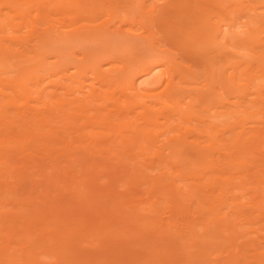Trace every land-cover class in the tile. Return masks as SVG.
<instances>
[{"label": "rangeland", "instance_id": "1", "mask_svg": "<svg viewBox=\"0 0 264 264\" xmlns=\"http://www.w3.org/2000/svg\"><path fill=\"white\" fill-rule=\"evenodd\" d=\"M4 1L5 0H3V3ZM14 1H15L14 3L15 5L16 3L18 4V2L21 3L18 4L19 6L21 5L20 7L17 6L18 8L16 9L17 12L13 10H10L13 11L12 13L10 11L6 12V10H9V8L7 7L10 5L7 2L4 3V4H8L7 7H5V5L3 6L2 4V8L3 7L5 8V10L3 8V13L5 14L9 13L8 19L11 20L9 23L10 26L8 24L6 25L4 24L6 26L5 30H2L4 28L2 29L0 28V31L1 30L3 31V33L2 31L0 32L2 33L0 34L1 35L0 38L1 37L3 38L1 39L3 40L2 44H4L5 42L4 45L7 48L10 47L11 44L10 43L6 46L7 41L8 40L12 41L13 45L11 44V50L13 49L12 51L15 50L14 52L16 53L18 52V54L20 53L18 57L21 54H23L21 53V49L23 50V48H25L28 52L25 53V55H23L24 57L22 56L21 58H18L17 54L11 52V54L13 53V55H9V57L11 56L12 60L9 59L10 60L9 61L8 58L5 59L7 63L5 62L4 66L0 67V150L6 152V153L4 152V155H2L0 152V155H2L1 156L2 158L4 156V158L6 157L7 159L8 154H11L9 153V151L13 149L12 150L13 155L17 156L19 154L17 158L20 159L24 158L23 160L25 162V160L29 157V154L31 155L30 151L32 150V154L33 155L35 154V156L32 157L31 155L32 159L29 158L28 159L31 161L32 164L36 160L35 166L37 167V169L41 168L40 171L42 174L40 173L39 169L36 170L38 172L37 173L35 171L36 167L35 168L32 167L34 166V164L32 165L29 161H28L29 163L27 164L31 165V167L30 166L27 167V164L25 162L26 165L24 164L23 165L24 167L26 166L27 168L24 170V167L21 165L23 167V169L21 167V171L23 170L21 173H24L25 175L23 176V174L21 173L20 174L25 179H23L20 176L22 180L21 179L19 180L21 181L25 180L27 183V184L25 183L26 184L25 187H27V185L30 184L31 188L30 187L29 188L31 190L33 189V191H31L27 187L28 190H26L27 192L25 191L26 194H24V191L21 190L20 187H19L20 189L18 190V186L15 185L16 183L14 184V186H16L17 188L14 189L13 183L16 181L17 179L16 177H14L15 178L14 182L11 179H9V180H4V183L2 181L3 178H1L0 184L2 185H0V187L3 186V189L2 190L0 189V191L4 193H2V195L0 193L1 195L0 219L1 217H3V219L0 220L1 223L0 224V264H264V165H262L264 164V156H263L264 144H262L264 142V136H261L264 133L263 131L264 120H262L264 118V113H263L264 112V107H263L264 62L262 63V61L264 60V14H263L264 0H234V3L232 2V0H230V2H228L229 0H225L227 1L226 3H224L225 2L224 0L223 1L208 0L207 2H212L209 4L210 5L212 4L215 7L213 9H212V5L210 6L209 4H208L209 6L206 7L207 3L206 2L203 3L204 0H198V1L194 0L195 2L198 3L195 4L198 7L201 6V5L199 6V4L204 5L203 8L205 10L202 13H204L207 10H209V12L212 13V17L209 16L210 13L208 14V12L207 13L205 12L207 16L201 13L202 14L201 17L204 18L206 16L207 18V20L206 18H204L205 20H203V22L204 23L206 21L210 22L211 19L210 22L211 25L212 23L217 24V23H222L223 21L226 22L225 17L227 16L225 15L224 12H227V10L229 13L233 12V16L230 15L232 17L236 16L234 15L235 14L234 10L236 12H242V13L244 12L245 14H249L251 15V17L253 16L255 20L254 25L255 26L257 25L256 27H254V29H256L255 31L257 32V35L254 34L255 37L254 36L249 37V39H247L248 42L245 43V45L247 46L246 48L249 47L246 50L248 51L250 50V52L246 50L238 51L239 53L227 51L228 53L227 54L224 53V55H222L223 54L222 51L220 53L214 52L216 55H214V53H210L211 51L213 52L212 49L218 50L221 46L220 43L221 41H219L220 39H218L220 45L213 44V42L209 43L211 42L209 40L212 39L210 38L212 36L211 31L210 33H208L211 35L207 37L208 39L203 38V36H202L203 39H199V37L201 36H198L199 31L197 32V29L199 28L198 30H200V28L202 29L203 26L202 21L199 20L202 24L198 21V19L200 18L199 15L200 12L198 13V16L196 15V17H198L197 19L193 17L195 22L194 28H196L195 32L197 33H194L192 27H191L192 31H190L191 29L189 27L186 28V25L191 23L190 19H188V16L191 15L195 16V14L198 12L196 10L197 8L195 9L193 5L194 4L193 0H185V2L187 3L186 5L185 2H183V0L180 1H182L184 5H182V2L177 3L178 0L176 1L171 0V2H168L169 1L168 0L167 1L168 3L164 0L158 1L160 5H164L165 7L163 6L164 9L163 7H156L157 9L160 8L157 11L156 8L153 9V6L150 2H145L144 4L145 6L144 8L142 6V9L137 4V7L139 6V8L136 9L135 6L132 5L133 3L132 0H130L131 6L128 5L127 7L124 6L125 4H128L126 2L127 0H124L125 1L124 4L122 3L124 1L121 2V0H119L120 1L119 2L118 0H114L115 2L113 3L112 0V2H109L110 5L113 3L112 6H114L111 12L112 15H110L107 18L105 17L103 19L109 18L110 20L108 26H110L111 29L113 28L116 30L118 29V31L117 33L112 32L113 35L111 34V32H109V34H111V37H106V38L101 37L102 35L98 37L99 33H88V34L86 33L89 32L88 30L90 29L89 27L95 25L94 23L88 20L89 18L86 17L87 14L80 12H78L77 14L73 13L70 15L64 13L51 14L49 12L50 10L49 6H47L49 9L41 8L42 6L40 7L39 4L33 3L32 0H31L32 2H30L29 0H18V1L13 0L12 2ZM117 1L119 3V6ZM136 1L138 0H135V2ZM164 2H166L167 5L164 4ZM138 3L140 2L138 1ZM171 3L172 4L175 3V4L172 5ZM236 3H238L237 5L240 7L239 9H241L240 11L237 8L238 6L236 5ZM225 4L227 5L226 8H225L226 6ZM239 4H241V6ZM167 6L170 8V10L169 8L168 9L166 8ZM182 6H186V7L183 8ZM10 7L11 9L13 8L12 6ZM246 7L247 9L244 10ZM224 8L226 9V11H224ZM230 8L231 10L233 9L234 10L231 11ZM162 9L164 11L161 12ZM247 10H249V12H247ZM0 11H2V9ZM168 11H170V13H168ZM257 13L259 14L257 15ZM5 14H0L1 15L0 19L2 18V15L5 16ZM44 19H48V20L51 19V21L54 20V23L56 27H58V30L55 31L53 30L52 32L51 31L48 32L46 35L49 37L46 36L47 37L46 42H44V44H41L39 51L33 50L31 52L30 49H32L31 48L32 45L35 44L36 46L37 43L36 36H39L38 38H41L42 33L39 35L37 31L31 33L29 30H31L32 25H33L32 27H35V29L38 28L39 29V30L37 29L38 31L44 30L47 27V25L43 23ZM258 20L259 23L257 22ZM178 24L180 27L178 26ZM12 25L13 26L16 25L15 27L17 29L16 30L17 32L14 31L12 33V30L15 29V27L14 29H12L13 28ZM181 27H183L184 31H186L185 32L186 35H183V31L181 30L182 29ZM237 28H238L237 26L234 27L232 31L236 30L237 33L241 32L242 29L244 31V28H240V29ZM10 29L12 30L10 31ZM19 29L22 30V32H20ZM6 30H7L6 32L7 34H5ZM70 31H80V32L84 31L85 33L82 36H80V38L73 37L74 39H72L71 37L70 40H68V38L65 39L66 33ZM114 34L116 36L118 35L121 39L119 37L116 38V36L114 37ZM139 34L141 35L140 38L142 39L139 41L141 42V44L139 46H138V42L137 44L136 42L132 44L133 41L135 40V38L132 37L136 36L138 39L137 35ZM237 35L239 37L242 36V32L241 34L240 33L235 34V37H237ZM7 36L8 38H6ZM129 37L130 40L131 38L134 39L130 41V45L128 44V42H126L127 41L126 39H128ZM18 38L19 40L21 39L24 40L23 41L24 47L22 46L23 48L19 46L20 43L22 44V40L19 42ZM205 39L207 40V42ZM200 40H202L205 43L199 42ZM39 43L40 41H38L37 45H39ZM199 43H201V45ZM207 43L211 45L208 47V49H206L208 51V54L210 53L209 55L207 54V51L203 48V46L207 48L208 46ZM214 43H218L217 40H214ZM189 45L191 46L192 49L195 48L196 52H198L197 49L199 50V48L200 49L202 48V51L206 55L202 53L203 56L202 55L201 56L202 58L206 56L207 60L211 58L212 60L210 59L211 61L210 62L208 61L210 64L206 62L205 60L206 57L203 60L202 58H200L201 59L200 60L199 59L200 55L198 56L199 53L193 52V54L192 53L190 54L191 50H188V47L190 48ZM17 48L18 50L16 51ZM209 48L211 51L209 50ZM155 49L160 50L161 53H157ZM162 51H164L163 52L164 54L162 53ZM243 51L244 53H241ZM199 52L201 53V51ZM223 52L226 51H224L223 49ZM153 53L160 54L159 56H164L166 54L167 58L169 57V55H173L172 60L175 59L174 62L181 64L179 65L176 63V65L180 66L179 70L182 69L181 70V74L183 77L182 81L184 80L185 83H183L178 77H177L178 79H175L174 81L180 80L181 83L176 82V84H178V88H183L187 90V92L183 91L185 94V95L183 94L184 100L181 101L182 97L180 99L179 107H181L182 109L181 108L179 109H181L180 112L182 111V113L179 112V114H176V112H174L173 115L174 114L176 115H174L173 117L171 115L170 116L171 118L170 117L166 118L165 116H163L164 105H162V103H165L164 99H166V97L161 93V90L163 92L162 83H157L159 84L158 89L157 86H155L156 84L153 86L154 88H156V90L155 92H152V96H153L152 98L150 97L146 98L144 95L141 94H140L141 96L138 95L133 97L132 95L133 90H131V88L129 87L127 80L123 81L121 78L120 81L117 80L116 84H114L112 87L105 85L101 86L98 85L99 83L94 80V76L91 73V70L94 67L93 65L96 64L97 61L100 62V60L104 58L105 60L103 61H107L106 59L107 57L109 59L112 58L111 60L113 61V63H111V65H109L108 67L113 66V68L114 67L118 68L120 66L123 67V65L127 67L126 65H128L131 61H133V65H135L134 62L137 61L136 64L139 63L141 66L144 62H147L152 59L151 55ZM194 53H196L197 55ZM194 55L195 57H193ZM256 60H260V62L259 61L257 62ZM109 61L110 60H108L107 62ZM76 62L78 64L80 62L81 65H79V67H77L76 70H74V68H72L71 66L75 67L76 65H78L76 64ZM71 63L73 65H71ZM208 64L211 66H209ZM207 65L209 66L212 72L214 71L213 75L215 74V76H212V74L208 72L210 70H207L208 69ZM65 67L68 68L67 71L64 70L66 69ZM79 68L80 69L82 68L81 71L78 70ZM221 68H223V70ZM248 70L251 71L248 72ZM205 73L206 75H204ZM250 77L252 79H250ZM214 78L215 80L217 79L216 82L218 81L219 78H221L222 81L219 80L221 83L219 81L218 83H220L222 87L228 88L225 95L221 94L220 90H217L215 92L213 91L214 89L211 90V87L213 86ZM258 79L259 80L262 79V80L259 81ZM209 80L211 81L213 80V82L210 83L211 81L209 82ZM149 81L150 79L148 80V82ZM207 81H208V85L210 84V86L208 87L206 86L207 84H205V82L207 83ZM186 82L187 83L189 82L191 85L189 83L186 84ZM258 82H260V84ZM91 83L92 84L94 83V87L96 86L95 88H97L96 91L98 92L97 94L99 96L96 97L97 99L96 101L92 100L93 101V102L91 101L92 103L89 102L90 101L89 98L87 100L85 99L88 93L86 95V93L83 92V89L84 91L85 90H88V92L90 91L89 84ZM259 85L261 88H259ZM81 87H83V89H79ZM203 87L204 89L208 88L210 93L208 92V89L203 90L202 89ZM212 88H214V86ZM77 89H79L80 91L82 90V92L79 91L78 93ZM200 89L202 90V92ZM204 91L207 92L206 95H208V93L209 95L213 94V92L214 94L210 96H206L205 98L204 94L206 92ZM112 92L113 95L111 94L110 97V93ZM120 93L122 95L124 93V97H126V95H128L129 97L124 98L122 95H120ZM188 94L191 95L188 96ZM261 94L263 96H261ZM84 96L86 97L84 98ZM115 96H119V97H115ZM73 97H76V99L80 98L81 100L82 98H84L81 102L77 99V101H79L78 105L83 107L76 105V103L78 102L74 103L73 100L75 98L72 99ZM190 97L192 98V100ZM105 98H107V100H105ZM189 98L190 101L193 102L190 103ZM196 98L198 99V101H195ZM67 100L69 101L72 100L71 102L75 105L68 102ZM86 101L89 102V103L87 102L89 106L86 103H84V105L86 104L85 106L83 105V102ZM112 101L115 104L111 103ZM246 101H248L249 103ZM260 101H262V103ZM99 103L102 104L100 105ZM141 103L142 106L145 103L144 106L147 105V107L146 108L139 107ZM113 105H115L116 107H113ZM148 105L151 106V108H149L150 109L149 111H147L149 107ZM260 106L262 107L260 108ZM124 108H126V110H124ZM113 109L117 110L115 111L116 114L118 112L126 113V118H123L124 120L119 122V120L117 121L116 118L114 119V117H110L108 121L107 120L105 121L106 123L109 122L112 123L113 125H115L116 123L118 124L116 127L114 126V128H111L110 124L108 123L106 124L105 122L101 123L100 121H101V116L108 115L107 113H109L110 111L112 112L109 113L110 115L115 114ZM143 109L144 110L147 109L146 110L147 112H145ZM243 109L245 110V113ZM260 109H262L263 111H261ZM160 110L162 116L159 114ZM128 111H130V114ZM142 111L145 112L146 114L148 113V115L146 116V121H145V116L143 115L144 113ZM140 112L142 113L140 114ZM232 112L233 115L235 116H233V118L231 119L230 114H232ZM235 112L240 113L237 114L240 115L238 116L237 120H236L237 115L235 114ZM94 114L96 116H94ZM141 115L142 118L144 119H141ZM244 115L245 117L248 118V119L246 118L247 120L245 119ZM257 115L259 116L263 115V116L259 117ZM83 116L87 117V120L86 118L83 119ZM226 117L227 119L229 118L228 121H226L227 120ZM31 119L32 121L30 124L32 125L34 122L35 125L40 126L43 131L41 130L40 127H38L40 129L38 128L36 129V131L38 130V132L41 130L38 135L39 136L41 135L42 137L41 136H40L41 138L38 137V135H36L37 132L35 133L34 131L37 126L35 127L34 125H32L36 137L34 138V136H32L33 134L31 133L32 135H30V140L33 139L34 141H36L38 139L41 141L37 143L32 141L31 143L33 144V149L32 146L31 147L29 146L31 148L30 149L28 147L30 150H27L28 148H26L24 149L25 151L21 152L20 150L18 152V149L21 148L20 146L24 145L26 147V144L28 146L27 139H29V137L23 136L24 130L26 131V128L24 127L25 128L24 130L22 128L23 126L28 127L27 124L29 123L28 122L25 123L24 121L25 120L29 121ZM119 119L122 118L120 117ZM233 120L237 121L234 123V124L237 123V125L234 126ZM223 121L226 122L225 126ZM86 122L89 124H86ZM123 122L125 123L123 124ZM227 122L229 123L227 124ZM22 123H24L23 126H21ZM247 123L249 125H247ZM261 123L262 125L260 127ZM11 124H15V125L20 124L21 129L23 131L21 129L18 130V128L17 131L14 130L19 125L15 126V128L12 130L11 126L13 125ZM120 124L121 125L123 124L124 126L123 125L121 126ZM252 124H257V125H252ZM73 125H76L78 127H75ZM32 126L28 127V129L29 128L32 129ZM240 127L244 129L242 130L244 131L245 136H243L242 134L243 132H241L240 135L238 134L239 132H237V129L240 130ZM257 127H259L258 130ZM253 128H255L256 130L254 129L253 131L252 130ZM246 129L248 130V132L247 131L246 132L249 134L251 132H255L253 133V135H255L256 137L250 135V137H253V140L255 139L254 141L248 142L249 137L247 138V134L245 133ZM70 130H73L74 132ZM33 131H29V132H33ZM140 131L141 132L143 131L144 136ZM72 132L74 135L72 134ZM146 133L149 134L146 135ZM69 134H71L74 137H70L71 135ZM75 135H77L78 137ZM178 136L181 137V139L178 138ZM233 136H235L237 139L234 138ZM20 140L22 141L24 140L23 141L24 144L21 143L22 145H19ZM75 140L80 145L76 144ZM80 140L81 142H83L82 146ZM173 140H175L174 141L175 143L177 140L176 144L180 142L181 144L180 143L178 144V146L180 147L175 145ZM178 140H181L182 142ZM235 140H237L238 143L242 146L240 149H239L240 146L239 147L237 146V148L233 147L238 144L237 141L236 144L234 143ZM8 141L9 143H7ZM213 142L219 143V146H217L216 148L219 147L221 148V149L219 148L220 151H218L217 156H216V152L215 153L213 152L214 155L209 156V154L207 155L206 153L205 156L201 157L198 153L195 152V148L197 146L199 147L202 146L203 144L204 145L207 144L209 146L210 143H212L211 145L213 146L214 144ZM253 142H255L254 144L255 146H251ZM257 142L258 145H256ZM1 143H4L5 146L4 144L2 145ZM173 143H174V147L177 149H174V147L171 145ZM169 144L171 145L172 148L171 150L168 149ZM196 144L199 145L196 146ZM77 145L80 147H78ZM86 145L88 146L89 149L86 148L88 150L85 151V147H87ZM17 146H19L18 149ZM37 146H42V147H37ZM4 147H6L7 150H4L5 149ZM25 147L22 146V148ZM82 147H84V149H82ZM226 147H228L229 149L228 151H231L230 154L227 151L228 157L225 155L227 150ZM252 147H255L254 150ZM14 148L17 149V151H15L17 153L15 154H14ZM185 148L187 150L183 151L182 153V150H184ZM259 148L260 150H258ZM61 149L63 150V152ZM238 149L240 150L239 152L242 154L236 151ZM241 149H243V151L245 152L243 151L241 152ZM26 150L28 151V153H26L27 152ZM33 150H35V153L33 152ZM75 150L78 152L73 153V151ZM212 150L214 151L215 149ZM221 150H223L222 155L219 154L221 153ZM234 151L236 152V154H232ZM260 151L262 153H260ZM23 152H25L26 154L25 156H27V154L28 156L27 157L22 156L21 158L20 153ZM71 152L73 154H76V156H78L80 153V156H78L79 158L76 157L75 155H72L71 157L70 156ZM83 154L84 157L86 154L87 158H82ZM11 155H9V157L13 158V156ZM240 155L242 158H239ZM16 156L14 157V159H12V161L17 159ZM10 158H8V161L11 160ZM46 158L48 160H46ZM63 158L64 160H68V161L62 160ZM55 160L57 161L60 160L61 162L60 161L57 162ZM15 161L13 162L10 161V164L12 163L13 166L15 165L16 167ZM233 161H235L236 163ZM221 162L223 163L221 164ZM44 164L46 167L44 166ZM62 164L64 170L62 169V166H59ZM67 164H69L68 166L70 169L68 168L66 170ZM86 164L87 166H85ZM200 164L201 166L202 165L203 166L201 167ZM243 164L245 166H243ZM19 165L20 164H18L17 167ZM38 165L39 166L42 165V167H39ZM29 167L30 169L31 168L34 169L30 170L28 169ZM249 167L250 169H248ZM233 168H235L236 170H232ZM240 168L243 170H241ZM245 168L247 170H245ZM65 170L67 173L70 171L71 172L67 174ZM84 170L87 174L84 172ZM62 171H64V173ZM81 171L82 174L85 175L80 174V179L82 178L84 179L85 176L86 178L80 181V179L78 178L79 176L78 173H80ZM221 171L224 173H222ZM240 171L241 173H239ZM4 172L5 173L8 172L7 175L10 174V172L7 171V166L3 168L2 164L0 163V176L1 175L4 176L5 174ZM50 172L53 173V175H51ZM75 173L76 175L78 174L77 177ZM218 173L220 174V176ZM242 173H244V175ZM70 174L73 176H71ZM89 174L90 177L89 179H87ZM26 175L27 176L29 175L30 177L26 178ZM37 175L41 178V180ZM210 176L211 178L213 176L214 177L211 179ZM67 177L69 178L67 179ZM8 178L10 177H7V179ZM207 178L208 181L206 180ZM4 179H6L5 176ZM29 179H31L32 182ZM43 180L45 181V183ZM38 181L40 182L43 181L44 184ZM37 182L38 184L36 185L35 183ZM47 182L49 185L47 184ZM5 183L7 184L9 183V184L7 185ZM10 183L12 186H10ZM20 183L21 185L24 184V182L23 183L20 182ZM17 184L19 185V183ZM243 184H245L246 186ZM247 184L249 186H247ZM238 185H240V187ZM6 186H8L7 189ZM36 187L37 190H34L36 189ZM214 188H216L215 189L216 191L214 192L211 191L212 189L214 190ZM23 189L26 188L23 187ZM69 191L71 192V194L69 193ZM200 192L201 194H199ZM202 193L204 194L202 195ZM220 193L221 194L224 193L222 194V196L223 195L225 196L223 197L224 200L222 201H221L222 196L219 195ZM239 196L243 197V198L241 197L242 200ZM73 197H75L77 202ZM200 197H204V198L202 199ZM236 197L239 199H237ZM23 198L26 200H23ZM53 198L58 202V205ZM19 199L21 200L20 202L22 201L23 202L20 203ZM31 199L34 201H31ZM72 199L75 202H73ZM59 200H61L62 202ZM226 200L227 202L225 203ZM240 200L241 202H239ZM48 201L49 203H47ZM220 201L221 203H219ZM216 202H218V204ZM242 202H244V204ZM14 203L15 205H13ZM16 203L18 204L17 206ZM45 203H47L48 205ZM230 203L231 204L234 203V205L233 204L231 205ZM237 203L239 204L241 203V204L237 205ZM42 204L45 205V207L40 206ZM242 204L244 207L242 206ZM47 206L48 208H46ZM83 206L86 207L88 210L87 209L85 210V208L82 209L81 207ZM171 206H173V209L170 208ZM209 206L210 208H208ZM61 207H63L62 208L63 211H61ZM74 207H76L79 210H73L75 209ZM214 207L217 208L218 212L220 211L219 216L216 210L213 211ZM236 207H238V210ZM241 207H243V209ZM15 208H18L17 209L18 211H15ZM45 208L46 210L49 209V211L45 212ZM253 208L255 209L254 211ZM19 209L21 212L19 211ZM80 209L84 210L82 211L83 213L87 212L88 216H86L85 213L84 214L88 218H86L84 214H82ZM23 210L26 212H23ZM41 210H43L42 213L41 212L37 213ZM51 210H53L54 212H51ZM169 210H171V212H169ZM172 210H174L175 213ZM209 210L211 211V213ZM243 210H246V212ZM27 211L30 212L32 211V212L29 213ZM70 211L71 213L73 212L72 215H70ZM63 212L65 213L61 215ZM225 212L227 213L226 215ZM235 212L237 215L235 214ZM10 213L14 214L15 219H18L19 222L18 220H16L17 223L14 222L15 220L13 218L14 216L10 215ZM74 213L75 215H73ZM49 214H51V216L53 217H51ZM76 214L77 215L81 214L80 216L83 215V217L76 216ZM228 214L229 216H227ZM238 214L241 217L238 216ZM243 214L246 216H244ZM24 215L28 217L26 218L24 217ZM29 215H31L33 219L35 220L37 219V220L36 221L33 220L32 217H30ZM60 215L63 216V218L66 220L62 219ZM9 216H11V218ZM72 216L77 217L75 218L76 220L80 221V223L84 222L85 224L83 223L80 224L78 221L72 218ZM6 217H9V220H6L8 219ZM24 218L28 220L31 219L32 220L28 222V220L26 221V219ZM39 218L41 219L38 220ZM42 218H44V220ZM46 218H48L47 219L48 222L46 221ZM51 218H53L54 220ZM78 218L84 220L81 221ZM234 219L237 221H235ZM74 220L76 221V223L74 222ZM85 220L88 221L85 222ZM68 221H69V225L70 224L71 225L75 224V225L69 226L67 224ZM12 222L15 225H13ZM40 222L41 224L42 223L43 224L41 225ZM63 222H65L66 224L65 227H64L65 224L62 225ZM36 223H39V226ZM78 224L80 227L78 226ZM1 225H3L2 228ZM47 225H49L50 230ZM53 225L56 227L57 230L51 229V228H55ZM56 225L58 226V228ZM75 226L78 227V229L80 230H82L83 228H84L83 230H85V228L87 229V227L88 229L80 232V230H78ZM81 226L83 228H81ZM218 226H220L219 229ZM15 227H17V229ZM70 227L72 229H70ZM24 228L27 230L25 231ZM33 228L35 229L42 228V229L40 230L37 229L35 231V229ZM48 230H49L48 232L49 234L46 233ZM51 230H53L54 232ZM37 231L38 232L40 231L39 232L40 234H38ZM66 232L70 233V234L68 233L69 235H67V237H66ZM35 233H37L39 236ZM230 233L232 236H230ZM26 234L29 235L31 238L30 237L26 238ZM56 234L60 236L62 235L63 238L60 236L57 238ZM78 235H80L79 237L80 240L78 238ZM54 236L56 237L55 239H53ZM46 237L48 238L50 237V240ZM231 237L233 241H231ZM228 238L230 240H227ZM60 239L62 241H60ZM66 241L69 243V245L68 243H66ZM70 241H72V243Z\"/></svg>", "mask_w": 264, "mask_h": 264}, {"label": "bare ground", "instance_id": "2", "mask_svg": "<svg viewBox=\"0 0 264 264\" xmlns=\"http://www.w3.org/2000/svg\"><path fill=\"white\" fill-rule=\"evenodd\" d=\"M0 1H1V3H0V6H1V7H0V8L2 9V11H0V12H1L0 14H5V13H3V8H4V7L2 8V4H3V6L5 5V7H7L8 4H9L10 6L13 7V8L11 9V7L8 6L7 8H9V10H6V12H7V11L9 12L10 10H13V11L17 12V11H16V9H18L17 6H18V7L21 6V5H20V6L18 5L20 2H18V4L16 3V5H15V4H14L15 1L12 2L13 0H11V1L9 0L10 2H9L8 0H5V1H4V3L7 2L8 4H4V3H3V0H0ZM16 1H18V0H16ZM29 1H30V2L33 1V3H35V4H39L40 7L42 6L41 8H47V9L50 8L49 12H50L51 14H53V13H54V14H57V13H60V14H61V13H64V14H68V15H70V14H73V13H76V14H77L78 12H80V13H84V14H87L86 17L89 18L88 20H89L90 22H92V23L95 24V25H92L91 27H89L90 29H88L89 32H86L87 34H88V33H99V34L101 33L100 35L98 34V37L102 35L101 37H105V38H106V37H111V34L113 35L112 32L117 33V31H118V29H117V30L114 29V28L111 29V27L108 26V23H109V20H110L109 18H108V19H103V18H105V17L107 18V17H109L110 15H112L111 12H112V9H113V7H114V6H112V4L115 2L114 0H113V3H112L111 5H110L109 2H112V0H111V1H109V0H32V1L29 0ZM34 1H35V2H34ZM38 1H41L43 4H42L41 2H38ZM118 1H119V0H118ZM118 1H117V3H118ZM122 1H124V0H121V2H122ZM128 1H129V2H128ZM132 1H133L132 5L135 6L136 9H138L139 6L141 7V9H142V6H143V8H144V6H145V5H144L145 2H150V3L152 4V6H153V9H155L156 7H163V6H164V5H160V4L158 3V1H163V0H138L140 3H138V1L135 2V0H132ZM164 1L167 2L168 0H164ZM172 1H176V0H172ZM196 1H198V0H196ZM207 1H208V0H204V2H203V3H205V2L207 3V4H206L207 6L205 5L206 7H208V6L210 5L209 3H212V2H207ZM211 1H212V0H211ZM222 1H223V0H222ZM224 1H225V0H224ZM37 2H38V3H37ZM119 2H120V1H119ZM126 2H127L128 4H125L124 6H126V7H127L128 5L131 6V1H130V0H127ZM134 2H135V3H134ZM166 2H164V4H166ZM168 2H171V0H169ZM168 2H167V3H168ZM179 2L181 3L182 1L178 0L177 3H179ZM183 2H185V0H183ZM183 2H182V5H184ZM193 2H194L193 5H194L195 9L197 8L196 10H197L198 12L196 11L197 13L195 14V16H194V15L188 16V19H190V22H191V23H189V24L187 23L188 25H186V28L189 27V28L191 29L190 31H192V28H193L194 33H197V32L199 31L198 36H201V37H199V39L207 38L208 36H211V35H212V36L210 37V38H212V39L209 40V41H211V42H209V43H212V42H213V44H216V45H217V44L220 45V43H221L222 48L224 49V51H226V52H223V49H222L221 46H220V48H219L220 51H219V49L217 50V49L215 48L217 51L214 50V49H212V50H213V52H212V51L210 50V48H209V50L211 51L210 53H214V52H216V53H220V52L222 51V53H223L222 55H224V53L227 54V53L230 52V51H231V52H234V53H239L238 51L246 50V49L249 48V47L246 48L247 46L245 45V43L248 42L247 39H249V37H251V36H254V34L257 35V32L255 31L256 29H254V27H256L257 25H256V26L254 25V24H255V20H254L253 16L251 17V15H249V14H245L244 12H243V13H242V12H236V11L234 10V9H235V8H234L235 6H234V7H233V8H234L233 10H234V13H235L234 15H236V16L232 17V16H233V12H230V13H229L228 10H227V12H224L225 15L227 16V17H225V21H226V22L223 21L224 23L222 22V23H217V24H216V23H214V24L212 23V25H211V23H210V22H211V19H210V22H208V21H206L205 23L203 22V20H205L204 18H206V16H207L206 13H207V12H208V14L210 13L209 10L205 11L206 13H205V12L202 13V12L205 10V9L203 8L204 5H203V4H199V6H200V5L202 6V7L200 6V7H201V8H200V7H198L197 5H195L197 2H195L194 0H193ZM226 2H227V1H225L224 3H226ZM228 2H230V0H229ZM232 2L234 3V0H232ZM232 2H231V3H232ZM235 2H237V1H235ZM117 3H116V4H117ZM122 3L124 4L125 1L122 2ZM161 3H163V2H161ZM199 3H200V2H199ZM221 3H222V2H221ZM233 3H232V4H233ZM238 3H240V2H238ZM238 3H236V5H237ZM12 4H14V5H12ZM20 4H21V3H20ZM137 4L139 5L138 7H137ZM171 4H172V3H171ZM174 4H175V3H173L172 5H174ZM186 4H187V3L185 2V5H186ZM197 4H198V3H197ZM208 4H209V5H208ZM222 4H223V3H222ZM229 4H230V3H229ZM232 4H231V5H232ZM45 5H46V7H45ZM157 5H158V6H157ZM166 5H167V4H166ZM168 5H170V4H168ZM211 5H212V4H211ZM211 5H210V6H211ZM225 5H226V4H225ZM234 5H235V4H234ZM239 5L241 6V4H239ZM15 6H16V7H15ZM47 6H49V8H48ZM110 6H111V7H110ZM118 6H119V3H118ZM120 6H121V5H120ZM237 6H238V5H237ZM40 7H39V9H40ZM164 7H165V6H164ZM164 7H163V9H164ZM174 7H175V6H174ZM182 7L184 8V7H186V6H182ZM223 7H224V6H223ZM226 7H227V5L225 6V8H226ZM7 8H6V9H7ZM166 8L168 9L169 7L167 6ZM187 8H188V6H187ZM202 8H203V9H202ZM213 8H215V7L212 5V9H213ZM225 8H224V11H226ZM237 8L239 9L240 7L238 6ZM1 9H0V10H1ZM14 9H15V10H14ZM158 9H160V8H158ZM158 9L156 8V11H157ZM163 9L161 10V12L164 11ZM167 9H166V12H167ZM171 9H172V8H171ZM199 9H200V11H199ZM246 9H247V7H246L244 10H246ZM4 10H5V8H4ZM51 10H52V11H51ZM169 10H170V8H169ZM230 10H231V8H230ZM233 10H231V11H233ZM236 10H237V9H236ZM240 10H241V9H239V11H240ZM244 10H243V11H244ZM13 11H10V12L12 13ZM53 11H54V12H53ZM56 11H57V12H56ZM59 11H60V12H59ZM154 11H155V10H154ZM55 12H56V13H55ZM199 12H200L199 15H200V18H201V19L199 18L198 21H199V20L202 21L203 24H202L200 21H199V22H200L204 27L202 26V29L200 28V30H198L199 28L197 27V28H198V29H197V32H195V31H196V28H194V27H195L194 18H195V19L198 18V17H196V15L198 16V13H199ZM247 12H249V10H247ZM253 12H254V11H253ZM163 13H164V12H163ZM168 13H170V11H168ZM201 13L204 14V15H206V16H205L204 18L201 17V15H202ZM228 13H229V14H228ZM231 13H232V14H231ZM237 13H238V14H237ZM251 13H252V12H251ZM251 13H250V14H251ZM8 14H9V13L5 14V16L2 15V18H1L2 20L0 19V25H1L0 28H1V29L4 28V29H2V30H5V29H6V26H5L6 24H8V25L10 26L9 23H10V20H11V19H8V18H9V15H8ZM158 14H159V13H158ZM227 14H228V15H227ZM258 14H259V13H257V15H258ZM263 14H264V13H263ZM107 15H108V16H107ZM163 15H164V14H163ZM230 15H232V16H230ZM253 15H254V14H253ZM0 16H1V15H0ZM164 16H165V15H164ZM169 16H170V15H169ZM209 16L212 17V13H210ZM259 16H260V15H259ZM162 17H163V16H162ZM193 17H194V18H193ZM211 17H210V18H211ZM3 18H4L5 21L3 20ZM20 18H21V17H20ZM110 18H111V17H110ZM208 18H209V17H208ZM256 19H257V18H256ZM7 20H8V21H7ZM23 20H24V18H23ZM44 20H45V22H44ZM44 20H43V23H45V24L47 25V27H46L44 30H41V29H40L42 32H41V31H38V30H39L38 28H37V29H38V30H37V29H35V27H32L33 25L31 26V30H29L31 33L37 31L39 35L42 33V35H41L42 37L40 36L41 38H38L39 36H36V38H37V43H38V41H40V43H39V45H37V43H36V46H35V44L32 45V47H31L32 49H30L31 52H32L33 50H34V51H39V48H40L41 44H44V42H46L47 37H49V36L46 35L48 32H50V31L52 32L53 30H54V31H55V30H58V27H56V25H55V23H54V20H53V21H51V19H49V20H48V19H44ZM100 20H102V21H100ZM192 20H193V21H192ZM206 20H207V18H206ZM208 20H209V19H208ZM99 21H100V22H99ZM196 21H197V20H196ZM1 22H3V23H1ZM11 22H12V21H11ZM257 22L259 23V20H258ZM258 23H256V24H258ZM4 24H5V25H4ZM45 24H44V25H45ZM185 24H186V22H185ZM205 24H206V25H205ZM208 24H209V25H208ZM2 25H3V27H2ZM8 25H7V26H8ZM23 25H24V24H23ZM12 26H13V25H12ZM15 26H16V25H14L13 28H12V27H10V28L14 29ZM21 26H22V25H21ZM178 26H179V24H178ZM236 26L238 27L237 29L244 28V31H243V29H242V31H241V32H242V36H240V37H239L238 35H237V37H235V34H238V33L241 34V32H238V33H237L236 30H235V31H232V29H233L234 27H236ZM22 27H23V26H22ZM179 27H180V26H179ZM191 27H192V28H191ZM208 27H209V28H208ZM232 27H233V28H232ZM8 28H9V27H8ZM8 28H7V29H8ZM181 28H182V29H181ZM181 28H180V29L183 31V35H186V34H185L186 31H184L183 27H181ZM12 29H10V31H11ZM20 29H21V28H20ZM20 29H19V31L22 32V30H20ZM2 30H1V31H2ZM16 30H17V29H16V27H15V29L12 30V33H13L14 31H16ZM212 30H215V31H212ZM253 30H254V32H253ZM1 31H0V32H1ZM8 31H9V30H8ZM201 31L204 32V35H203V32H201ZM210 31H211V33H212L211 35L208 34V33H210ZM257 31H258V29H257ZM6 32H7V30L5 31V34H7ZM16 32H17V31H16ZM23 32H24V31H23ZM109 32H111V34H109ZM215 32H216V34H215ZM235 32H236V33H235ZM2 33H3V31H2ZM2 33H0V34H2ZM9 33H10V32H9ZM84 33H85L84 31H81V32H80V31H70V32H67V33H66V37H65V39L68 38V40H70L71 37H72V39H74V38H80V36H82ZM213 33H214V34H213ZM243 34H244V35H243ZM250 34H251V35H250ZM104 35H106V36H104ZM245 35H246V36H245ZM0 36H1V35H0ZM4 36H5V35H4ZM46 36H47V37H46ZM78 36H79V37H78ZM115 36H116V35L114 34V37H115ZM137 36H138V39H137V37L135 36V37H132V38H135V40L132 39V38H131V40H134L132 44H134V42H136V44H137V42H138V46H139V45L141 44V42H139V41L142 40V39L140 38V37H141L140 34L137 35ZM202 36H203V38H202ZM205 36H206V37H205ZM73 37H74V38H73ZM117 37H119V36L117 35L116 38H117ZM185 37H186V36H185ZM254 37H255V36H254ZM6 38H8V36H7ZM12 38H13V37H12ZM12 38H11V39H12ZM20 38H21V37H20ZM119 38H120V37H119ZM142 38H143V37H142ZM213 38H215V39H213ZM1 39H3V38H2V37L0 38V67L4 66V63L6 62L5 59L8 58V60H9V59L12 60L11 56L9 57V55H13V53H14V54H17V57H18V55L20 54V53L18 54V52H17V53L14 52L15 50L12 51L13 49L11 50V44H12V41H9V40H8L9 42L7 41L6 46H7L8 44L11 43V44H10V47L7 48V47H5V45H4L5 42H4V44H2L3 40H1ZM16 39H17V38H16ZM16 39H15V40H16ZM23 39H24V38H23ZM120 39H121V38H120ZM124 39H125V38H124ZM143 39H144V38H143ZM207 39H208V38H207ZM218 39H220V40H219V41H221L220 43H219ZM18 40H19V38H18ZM18 40H17V42H18ZM21 40H22V39H21ZM21 40H19V42H20ZM126 40H127V41H126ZM126 40H125V41L128 42V44L130 45V41H131V40H130V37H129L128 39H126ZM187 40H188V39H187ZM205 40H206V39H205ZM214 40H217L218 43H214ZM5 41H6V40H5ZM23 41H24V40H22V44L20 43V45H19L21 48L24 47V43H23ZM126 42H125V43H126ZM199 42H203V41L200 40ZM206 42H207V40H206ZM249 42H250V41H249ZM125 43H124V44H125ZM203 43H205V42H203ZM14 44H15V43H14ZM17 44H18V43H17ZM136 44H135V45H136ZM199 44L201 45V43H199ZM213 44H212V45H213ZM12 45H13V44H12ZM207 45H208L207 48H205V47L203 46V48H204L205 50L208 49L209 46H211V45H209L208 43H207ZM219 45H218V46H219ZM15 46H16V45H15ZM22 46H23V47H22ZM132 46H134V45H132ZM189 46H190V45H189ZM205 46H206V45H205ZM213 46H214V45H213ZM13 47H14V46H13ZM13 47H12V48H13ZM34 47L36 48V50H35ZM142 47H143V45H142ZM18 48H19V47H18ZM18 48L16 49V51L18 50ZM21 48H20V49H21ZM37 48H38V49H37ZM20 49H19V51H20ZM23 50H24V51H23ZM23 50L21 49V53H23V54H21L18 58H21L23 55H25V53L28 52L25 48H23ZM155 50L157 51V53H161L160 50H157V49H155ZM188 50H191V51H190V54H191V53L193 54V52H196L195 48L192 49L191 46H190V48L188 47ZM192 50H194V51H192ZM205 50H204V51H205ZM25 51H26V52H25ZM185 51H186V50H185ZM185 51H184V53H185ZM197 51H198V52H196V53H199L198 56L200 55L199 59L202 58V56H203L202 53H204V52L202 51V48H201V49L199 48V50L197 49ZM199 51H201V53H200ZM206 51H207V50H206ZM218 51H219V52H218ZM227 51H228V52H227ZM246 51H248V50H246ZM11 52H13V53L11 54ZM163 52H164V51H162V53H163ZM248 52H250V50H249ZM33 53H34V52H33ZM196 53H194V54H196ZM210 53H209V54H210ZM241 53H244V51L241 52ZM241 53H240V54H241ZM163 54H164V53H163ZM182 54H183V53H182ZM186 54H187V53H186ZM204 54H205V53H204ZM207 54H208V51H207ZM209 54H208V55H209ZM247 54H248V53H247ZM159 55H160V54L153 53V54L151 55L152 59L149 60V61H147V62H144L141 66H140L139 63L136 64L137 61L134 62L135 65H133V61H131L130 63H131L132 65L129 63V64H128L129 66L126 65L127 67H125V66L123 65V67L120 66L121 68L118 67L119 69H118L117 67H116V68H115V67L113 68V66L108 67L109 65H111V63H113V61L111 60L112 58L109 59V58L107 57V58H106L107 61H108V60H110V61H109V62H107V61H103V60H105V58L102 59V60H100V62L97 61L96 64L93 65L94 67L92 68L91 73H92L93 76H94V80L97 81V82L99 83L98 85H101V86H104V85H105V86H110V87H112L114 84H116L117 80L120 81L121 78H122L123 81H124V80H127V81H128V85H129V87L131 88V90H133V92H132L133 97H134V96H138V95H139V96L144 95L146 98H147V97L152 98V97H153V96H152V92H155V90H156V88H154L153 86L156 84L155 86H157V89H158L159 84H157V83H162V87H163L162 89H163V92H162V90H161V93H162V95H164V96L166 97V99H164L165 103H162V105H164V107H166V108L163 107V109H164V110H163V111H164L163 116H165V117L167 118V117H170V116L172 115V117H173L174 115L179 114L180 110L182 109L181 107H179V106H180V99H181V97H182L181 101L184 100V99H183V98H184L183 94H184L185 91L187 92V90H185V89H183V88H178V84H176V82H177V83H181L180 80L182 81L183 77H182V74H181V70H182V69L179 70L180 66L176 65L177 62H174L175 59L172 60V59H173V57H172L173 55H169L168 58L166 57V54H165L164 56H159ZM184 55H185V54H184ZM196 55H197V54H196ZM201 55H202V56H201ZM205 55H206V54H205ZM214 55H216V54L214 53ZM230 55H231V54H230ZM230 55H228V56H230ZM241 55H242V54H241ZM241 55H240V56H241ZM174 56H175V55H174ZM198 56H197V58H198ZM228 56H227V57H228ZM235 56H237V55H235ZM238 56H239V55H238ZM249 56H250V55H249ZM23 57H24V56H23ZM170 57H171V58H170ZM193 57H195V55H194ZM205 57H206V56H205ZM205 57H204V58H205ZM243 57H244V56H243ZM247 57H248V56H247ZM18 58H17V59H18ZM169 58H170V59H169ZM183 58H184V57H183ZM204 58H202V60H203ZM212 58H214V57H212ZM229 58H230V57H229ZM260 58H261V57H260ZM14 59H16V58H14ZM195 59H196V58H195ZM210 59H211V58H210ZM210 59L207 60V57L205 58V60H206L207 63H209V62L212 60V59H211V60H210ZM200 60H201V59H200ZM261 60H262V59H261ZM9 61H10V60H9ZM111 61H112V62H111ZM208 61H209V62H208ZM256 61H257V62H258V61L260 62V60H256ZM104 62H105V63H104ZM114 62H115V61H114ZM203 62H205V61H203ZM263 62H264V60L262 61V63H263ZM6 63H7V62H6ZM103 63H104L105 65H104ZM140 63H141V61H140ZM201 63H202V62H201ZM207 63H205V64H207ZM76 64H78V63L76 62ZM76 64H75V65H76ZM114 64H116V63H114ZM114 64H112V65H114ZM177 64H179V63H177ZM209 64H210V63H209ZM209 64H208V65H209ZM71 65H73V64L71 63ZM71 65H70V66H71ZM79 65H81L80 62H79V64L76 65L75 67H74V66H71V67L74 68V70H76V68L79 67ZM175 65H176V66H175ZM179 65H181V64H179ZM208 65H207V66H208ZM212 65H213V64H212ZM259 65H260V64H259ZM261 65H262V64H261ZM209 66H211V65H209ZM209 66H208V69H207V70H210ZM262 66H263V65H262ZM71 67H70V68H71ZM80 67H81V66H80ZM106 67H107V68H106ZM111 67H112V68H111ZM65 68H66V69H64V70L67 71L68 68H67V67H65ZM205 68H206V67H205ZM219 68H220V67H219ZM261 68H262V67H261ZM261 68H260V69H261ZM81 69H82V68H81ZM81 69L79 68L78 70L81 71ZM221 69L223 70V68H221ZM247 69H248V68H247ZM250 69H251V68H250ZM78 70H77V71H78ZM190 70H192V69H190ZM213 70H214V68H213ZM222 70H221V71H222ZM263 70H264V69H263ZM179 71H180V72H179ZM188 71H189V68H188ZM202 71H203V70H202ZM204 71H205V70H204ZM250 71H251V70H250ZM250 71L248 70V72H250ZM191 72H193V71H191ZM205 72H206V71H205ZM208 72L211 73L212 76H215V74L213 75V72H214V71L212 72V71L210 70V71H208ZM77 73H78V72H77ZM203 73H204V72H203ZM215 73H216V71H215ZM217 73H218V72H217ZM224 74H225V73H224ZM248 74H249V73H248ZM204 75H206V73H205ZM221 75H222V74H221ZM249 75H250V74H249ZM260 76H261V74H260ZM177 77L180 78V80H179V81H178V80H177V81H174L175 79H178ZM205 77H206V76H205ZM220 77H221V76H220ZM123 78H124V79H123ZM193 78H194V77H193ZM210 78H213V77H210ZM215 78H216V77H215ZM215 78H214L215 85H214L213 80H212V81L209 80V82L211 81L210 83L213 82V86H214V88H212L213 86L211 87V90L214 89V90H213L214 92L217 91V90H220L221 94L225 95V93H226V91H227L228 88H226V87H225V88L222 87V85L220 84L221 82L219 81V80L222 81L221 78L218 79V81H219L220 83H218V81L216 82L217 79L215 80ZM256 78H257V77H256ZM147 79H148V80L150 79V81L148 82ZM250 79H252V78L250 77ZM207 80H208V79H207ZM258 80H259V79H258ZM261 80H262V79H260L259 81H261ZM125 82H126V81H125ZM174 82H175V83H174ZM182 82L185 83L184 80H183ZM193 82H194V81H193ZM196 82H197V81H196ZM188 83H189V82H188ZM188 83L186 82V84H188ZM194 83H195V82H194ZM222 83H223V82H222ZM248 83H249V82H248ZM250 83H251V82H250ZM258 83L260 84V82H258ZM261 83H262V82H261ZM189 84H190V83H189ZM205 84H207V85H206L207 87L210 86V84L208 85V81H207V83L205 82ZM262 84H263V83H262ZM262 84H261V87H262ZM89 85H90V86H89V88H90V91H89V92H88V90H85V91H84L83 87H81V88H79V89H83V92H85L86 95H87V93H88L87 97L84 96V98L86 97V98H85L86 100L89 98V99H90L89 102H91L92 100H93V101H96V100H97L96 97L98 96V94H97L98 92L96 91L97 88H95L96 86L94 87V83H93V84L91 83V84H89ZM190 85H191V84H190ZM160 86H161V85H160ZM246 86H247V85H246ZM254 86H255V85H254ZM256 86H257V85H256ZM98 87H100V86H98ZM129 87H128V88H129ZM207 87H206V88H207ZM227 87H228V86H227ZM247 87H248V86H247ZM261 87H260V85H259V88H261ZM69 88H70V87H69ZM69 88H68V90H69ZM198 88H199V87H198ZM209 88H210V87H209ZM229 88H230V87H229ZM248 88H249V87H248ZM254 88H255V87H254ZM259 88H258V89H259ZM79 89H77V90H78V93H79V91H80ZM182 89H183V90H182ZM202 89H203V90H207L208 88H207V89H204V87H203ZM250 89H251V88H250ZM70 90H71V89H70ZM129 90H130V89H129ZM189 90H190V89H189ZM191 90H192V89H191ZM200 90H201V89H200ZM247 90H248V89H247ZM247 90H246V91H247ZM86 91H87V92H86ZM183 91H184V92H183ZM213 91H212V92H213ZM228 91H229V90H228ZM69 92H70V91H69ZM80 92H82V90H81ZM95 92H96V93H95ZM130 92H131V91H130ZM201 92H202V90H201ZM204 92H206V91H204ZM208 92H209V89H208ZM212 92H211V93H212ZM214 92H213V94H214ZM231 92H232V91H231ZM231 92H230V93H231ZM257 92H258V91H257ZM259 92H260V91H259ZM71 93H72V91H71ZM75 93H77V92H75ZM115 93H116V92H115ZM209 93H210V92H209ZM209 93H208V95H206V94H207V92H206V93L204 94V95H205L204 97L206 98V96L213 95V94H210V95H209ZM216 93H217V92H216ZM230 93H229V94H230ZM245 93H246V92H245ZM80 94H83V93H80ZM111 94L113 95V92L110 93V97H111ZM140 94H141V95H140ZM248 94H249V93H248ZM71 95H72V94H71ZM71 95H70V97H71ZM75 95H76V94H75ZM120 95H122V94L120 93ZM181 95H182V96H181ZM184 95H185V94H184ZM190 95H191V94H188V96H190ZM227 95H228V92H227ZM250 95H251V94H250ZM257 95H258V94H257ZM73 96H74V95H73ZM122 96L124 97V93H123ZM130 96H131V95H130ZM177 96H178V99H177ZM188 96H187V97H188ZM261 96H263V95L261 94ZM98 97H99V96H98ZM108 97H109V96H108ZM113 97H114V96H113ZM115 97H119V96H115ZM128 97H129V96L126 95V97H124V98H128ZM179 97H180V98H179ZM74 98H75V99H74ZM84 98H82V100H83ZM185 98H186V97H185ZM190 98H191V97H190ZM190 98H189V101H190ZM192 98H193V96H192ZM192 98H191V100H192ZM194 98H195V97H194ZM245 98H246V97H245ZM262 98H263V97H262ZM70 99H71V98H70ZM72 99H74V100H73L74 103H75V102H78V103H76V105L79 104V101H80V102L82 101L80 98H77V99L79 100V101H77L76 97H73ZM99 99H100V98H99ZM112 99H114V98H112ZM118 99H119V98H118ZM258 99H259V98H258ZM105 100H107V98H105ZM105 100H104V101H105ZM109 100H110V98H109ZM121 100H123V99H121ZM146 100H147V99H146ZM202 100H203V99H202ZM202 100H201V102H202ZM243 100H244V99H243ZM259 100H260V99H259ZM259 100H258V102H259ZM67 101L70 102V103H72V102H71L72 100H71V101L67 100ZM93 101H92V102H93ZM114 101H115V100H114ZM116 101H117V100H116ZM118 101H119V100H118ZM124 101H125V99H124ZM150 101H151V100H150ZM195 101H198V99L196 98ZM249 101H250V100H249ZM263 101H264V100H263ZM87 102H88V101L83 102V105H84V103L87 104ZM89 102H88V103H89ZM92 102H91V103H92ZM99 102H100V101H99ZM105 102H106V101H105ZM105 102H102V103H105ZM143 102H144V101H143ZM191 102H193V101H190V103H191ZM205 102H206V101H205ZM205 102H204V103H205ZM243 102H244V101H243ZM246 102H248V101H246ZM260 102L262 103V101H260ZM94 103H95V102H94ZM102 103H101V104H102ZM106 103H107V102H106ZM111 103H114V102L112 101ZM146 103H147V102H146ZM153 103H154V102H153ZM248 103H249V102H248ZM72 104H73V103H72ZM80 104H81V103H80ZM86 104H85V105H86ZM99 104H100V103H99ZM101 104H100V105H101ZM114 104H115V103H114ZM116 104H117V102H116ZM144 104H145V103H144ZM144 104H143V106H142V103H141V105H140L139 107H141V108H146L147 105L144 106ZM148 104H149V103H148ZM150 104H152V103H150ZM182 104H183V103H182ZM182 104H181V105H182ZM66 105H67V103H66ZM73 105H75V104H73ZM85 105H84V106H85ZM87 105H88V104H87ZM162 105H161V106H162ZM248 105H249V104H248ZM78 106H80V105H78ZM88 106H89V105H88ZM148 106H149V105H148ZM73 107H74V106H73ZM75 107H76V106H75ZM80 107H83V106H80ZM90 107H91V106H90ZM113 107H116V106L113 105ZM261 107H262V106H260V108H261ZM263 107H264V105H263ZM95 108H96V106H95ZM103 108H104V107H103ZM117 108H118V106H117ZM117 108H116V109H117ZM119 108H120V107H119ZM149 108H151V106H149V107H148V110H147V109H146V110L149 111V110H150ZM179 108H181V109H179ZM246 108H247V107H246ZM78 109H79V107H78ZM88 109H89V108H88ZM100 109H101V108H100ZM116 109H115V110L113 109V111H114V112L117 111ZM244 109H245V107H244ZM244 109H243V110H244ZM124 110H126V108H124ZM132 110H133V109H132ZM143 110H144V109H143ZM146 110H144V111L147 112ZM161 110H162V108H161ZM161 110H160V113H159L160 115H161ZM260 110L263 111L262 109H260ZM79 111H80V110H79ZM86 111H87V108H86ZM88 111H89V110H88ZM97 111H98V109H97ZM109 111H110V110H109ZM130 111H131V110H130ZM130 111H128L129 114H130ZM163 111H162V113H163ZM177 111H178V112H177ZM110 112H111V111H110ZM110 112H109V113H110ZM131 112H132V111H131ZM142 112H143V111H142ZM142 112H140V114H141ZM145 112H143V113H144L143 115L145 116V121H146V116L148 115V113L146 114ZM174 112H176V114L173 115ZM183 112H184V111H183ZM230 112H231V111H230ZM230 112H229V113H230ZM242 112H243V111H242ZM75 113H76V112H75ZM82 113H83V111H82ZM109 113H107L108 115H106V116H105V115L101 116V121H100L101 123H102V122H105L106 120L108 121L110 117H114V119L116 118L117 121L119 120V122L122 121V120H124L123 118H126V113H119V112H118V113L116 114V112H115V114H113L114 116H113V115H110ZM111 113H112V112H111ZM180 113H182V111H181ZM184 113H185V112H184ZM244 113H245V110H244ZM244 113H243V114H244ZM250 113H251V112H250ZM256 113H257V112H256ZM263 113H264V112H263ZM84 114H87V113H84ZM105 114H106V113H105ZM145 114H146V115H145ZM149 114H150V113H149ZM159 114H158V115H159ZM165 114H166V115H165ZM235 114L237 115V114H240V113H239V112H238V113L235 112ZM247 114H248V113H247ZM101 115H102V114H101ZM151 115H152V114H151ZM228 115H229V114H228ZM228 115H227V117H228ZM253 115H254V114H253ZM85 116H86V115H85ZM85 116H83V119L86 118V120H87V117H85ZM94 116H96V115L94 114ZM104 116H105V117H104ZM116 116H117V117H116ZM144 116H143V117H144ZM149 116H150V115H149ZM153 116H154V115H153ZM161 116H162V115H161ZM230 116H231V119H232L233 116H235V115H233V112H232V114H230ZM238 116H240V115H237V116H236V120L238 119ZM248 116H249V115H248ZM251 116H252V115H251ZM254 116H255V115H254ZM257 116H259V115H257ZM260 116H261V115H260ZM260 116H259V117H260ZM262 116H263V115H262ZM262 116H261V117H262ZM120 117H121L122 119H119ZM227 117H226V119H227ZM244 117H245V115H244ZM90 118H91V117H90ZM90 118H89V119H90ZM170 118H171V117H170ZM246 118H247V117H245V119H246ZM254 118H255V117H254ZM26 119H27V118H26ZM92 119H93V116H92ZM94 119H95V118H94ZM141 119H144V118H142V115H141ZM226 119H225V120H226ZM228 119H229V118H228ZM228 119H227L226 121H228ZM247 119H248V118H247ZM247 119H246V120H247ZM251 119H252V118H251ZM260 119H261V118H260ZM27 120H28V119H27ZM27 120H25L24 122H25V123H27V122L29 123V124H27L28 127H31L32 125H34L35 127L37 126V127L35 128L34 131H35V133L37 132L36 135H38L39 132L42 130V128H41L40 126H38V125H35L34 122H33V124L31 125L30 123H31L32 119L29 120V121H27ZM86 120H85V121H86ZM96 120H97V119H96ZM111 120H112V118H111ZM148 120H149V119H148ZM148 120H147V121H148ZM225 120H224V121H225ZM253 120H254V119H253ZM256 120H257V119H256ZM256 120H255V121H256ZM258 120H259V118H258ZM262 120H264V118H263ZM114 121H116V120H114ZM224 121H223V123H224V126H225L226 122H224ZM231 121H232V120H231ZM231 121H230V123H231ZM233 121H234V120H233ZM249 121H250V120H249ZM82 122H83V121H82ZM88 122H89V121H88ZM93 122H94V121H93ZM95 122H96V121H95ZM112 122H113V121H112ZM202 122H203V121H202ZM235 122H237V121H234L233 124H234ZM258 122H259V121H258ZM258 122H257V124H258ZM260 122H261V121H260ZM12 123H13V122H12ZM105 123H106V122H105ZM107 123L111 125V128H114V126L116 127V126L118 125L117 123H116V124L114 123L115 125H113L112 123H109V122H107ZM107 123H106V124H107ZM124 123H125V122H123V124H124ZM228 123H229V122H227V124H228ZM241 123H242V122H241ZM251 123H252V122H251ZM263 123H264V122H263ZM23 124H24V123H22L21 126H23ZM75 124H76V123H75ZM86 124H89V123L86 122ZM123 124H122V125H123ZM126 124H127V123H126ZM233 124H231V125H233ZM257 124H252V125H257ZM11 125H13V126H11V127H12V130L15 128V126H18V125H19V126L16 127V129H14V130L17 131V128H18V130L21 129L20 124H18V125H17V124H16V125H15V124H11ZM82 125H83V124H82ZM120 125H121V124H120ZM122 125H121V126H122ZM235 125H237V123L234 124V126H235ZM247 125H249V124L247 123ZM252 125H250V126H252ZM261 125H262V123L260 124V127H261ZM73 126L78 127V126H76V125H73ZM88 126H89V125H88ZM88 126H86V127H88ZM123 126H124V125H123ZM125 126H126V125H125ZM136 126H137V125H136ZM139 126H140V125H139ZM214 126H215V125H214ZM234 126H233V127H234ZM239 126H240V125H239ZM244 126H245V125H244ZM24 127L26 128V131L24 130V129H25ZM28 127L23 126V128H22V129L24 130L23 136H27V137H29V139H27V140H28V141H27L28 146H27V144H26V147H25L24 145H22V144H24V143H23L24 140H23V141L20 140V141H19V145H22V146L25 147V148H22V146H20V147L23 149V150H22L21 148L18 149L19 146H17L18 152H19L20 150H21V152H22V151H25L24 149L28 148L29 146H30V147L32 146V149H33V144H32L31 142L34 141V140H33V139L30 140V135L33 134L32 136H34V138L36 137V135L34 134L33 126H32V129H30V128L28 129ZM38 127L41 128V130H40L39 132H38V130L36 131V129H37ZM83 127H84V126H83ZM229 127H230V126H229ZM231 127H232V126H231ZM236 127H237V126H236ZM236 127H235V129H236ZM241 127H243V126H241ZM241 127H240V130L237 129V132H239V133H238L239 135L241 134V132H243L242 134H243V136H245L244 131H243L244 129L241 128ZM263 127H264V126H263ZM40 128H38V129H40ZM210 128H211V127H210ZM250 128H251V127H250ZM255 128H256V127H255ZM255 128H253L252 130L254 131ZM258 128H259V127H257V130H258ZM22 129H21V130H22ZM27 129H28V130H27ZM70 129H72V128H70ZM74 129H75V128H74ZM74 129H73V130H74ZM242 129H243V130H242ZM263 129H264V128H263ZM23 130H22V131H23ZM73 130H70V131H73ZM233 130H234V129H233ZM233 130H232V131H233ZM252 130H251V131H252ZM255 130H256V129H255ZM29 131H33V132H29ZM42 131H43V130H42ZM74 131H75V130H74ZM74 131H73V132H74ZM225 131H226V130H225ZM234 131H235V130H234ZM246 131L248 132V130H247V129L245 130V133L247 134V138L249 137L248 142H250V141H251V142L254 141L255 139L253 140V137H250V135H253V133H255V132H251V133L249 134V133H247ZM249 131H250V130H249ZM263 131H264V130H263ZM263 131H262V132H263ZM73 132H72V134H73ZM79 132H81V131H79ZM127 132H128V131H127ZM129 132H130V131H129ZM140 132H141V131H140ZM31 133H32V134H31ZM44 133H45V132H44ZM70 133H71V132H70ZM76 133H77V132H76ZM123 133H124V132H123ZM141 133L143 134V131H142ZM180 133H182V132H180ZM211 133H212V132H211ZM232 133H234V132H232ZM232 133H231V134H232ZM257 133H258V132H257ZM13 134H14V133H13ZM148 134H149V133H146V135H148ZM222 134H224V133H222ZM236 134H237V133H236ZM248 134H249V135H248ZM263 134H264V133H263ZM263 134H262L261 136H264ZM18 135H19V134H18ZM69 135H71V134H69ZM73 135H74V134H73ZM79 135H80V133H79ZM87 135H88V134H87ZM180 135H183V134H180ZM259 135H260V134H259ZM23 136H22V137H23ZM40 136H41V135H40ZM40 136L38 135V137H40ZM75 136H77V135H75ZM83 136H84V135H83ZM143 136H144V134H143ZM253 136H255V135H253ZM27 137H25V138H27ZM41 137H42V136H41ZM41 137H40V138H41ZM70 137H74V136L71 135ZM77 137H78V136H77ZM85 137H87V136H85ZM145 137H147V136H145ZM174 137H175V136H174ZM207 137H208V136H207ZM207 137H206V139H207ZM233 137L236 138L235 136H233ZM255 137H256V136H255ZM23 138H24V137H23ZM46 138H47V137H46ZM46 138H45V139H46ZM79 138H80V137H79ZM178 138L181 139V137H179V136H178ZM258 138H259V136H258ZM261 138H262V137H261ZM19 139H20V138H19ZM82 139H83V138H82ZM84 139H85V138H84ZM146 139H147V138H146ZM171 139H173V138H171ZM229 139H230V138H229ZM231 139H232V138H231ZM236 139H237V138H236ZM29 140H30V142H29ZM73 140H74V139H73ZM76 140H77V139H76ZM76 140H75V141H76ZM86 140H87V139H86ZM257 140H258V139H257ZM260 140H261V139H260ZM9 141H10V140H9ZM9 141H8L7 143H9ZM39 141H41V140H38V139H37V140L34 141V142L37 143V142H39ZM83 141H85V140H83ZM169 141H170V140H169ZM174 141H175V140H173V142H174ZM178 141H181V140H178ZM205 141H206V140H205ZM205 141H204V142H205ZM209 141H210V140H209ZM211 141H212V140H211ZM236 141H237V140H235V142H234L235 144H236ZM17 142H18V141H17ZM34 142H33V143H34ZM80 142H81V140H80ZM170 142H171V141H170ZM181 142H182V141H181ZM207 142H208V141H207ZM217 142H218V140H217ZM230 142H231V140H230ZM255 142H256V141H255ZM255 142H253V144H252L251 146H255V145H254ZM5 143H6V142H5ZM21 143H22V144H21ZM25 143H26V141H25ZM29 143H30L31 145H30ZM36 143H35V144H36ZM75 143L78 144L77 141H76ZM174 143H175V142H174ZM174 143L171 144L173 147H174ZM176 143H177V140H176ZM176 143H175V145L178 146V144H179L180 142H179L178 144H176ZM199 143H200V142H199ZM213 143H214V142H213ZM237 143H238V141H237ZM259 143H260V141H259ZM1 144L3 145L4 143H1ZM15 144H16V143H15ZM82 144H83V142H81V146H82ZM180 144H181V143H180ZM201 144H202V143H201ZM211 144H212V143H210L209 146H208L207 144H206L207 146L203 144L202 146H199V147L197 146V145H199V144H196L197 147L195 148V152L198 153L201 157L205 156L206 153H207V155L209 154V156H210V155H214L213 152H214V153L216 152V156H217L218 151H220V149H221L220 147H219L220 149H219V148H216L217 146H219V143H214V144H213V146L217 144L216 146H214L215 148H214ZM262 144H264V142H263ZM262 144H261V145H262ZM78 145H80V144H78ZM78 145H77V146H78ZM88 145H89V144H88ZM171 145H170V144L168 145V149H169V150L172 149V148H171ZM232 145H233V144H232ZM256 145H258V142H257ZM4 146H5V144H4ZM42 146H44V145H42ZM42 146H37V147H42ZM74 146H75V145H74ZM77 146H76V147H77ZM86 146H87V145H86ZM169 146H170V147H169ZM194 146H195V143H194ZM237 146H238V147L240 146L239 149L242 147L239 143H238L236 146H233V147L237 148ZM259 146H260V145H259ZM30 147H29V148H30ZM45 147H46V146H45ZM78 147H80V146H78ZM178 147H180V146H178ZM186 147H187V146H186ZM212 147H213V148H212ZM262 147H263V146H262ZM4 148H5V149H4ZM4 148H3L4 150H7L6 147H4ZM8 148H9V147H8ZM29 148H28L27 150H30V149H31V148H30V149H29ZM43 148H44V147H43ZM86 148H88V146L85 147V151L89 149V148H88V149H86ZM211 148H212V149H215V150H217V151H215V150L213 151ZM252 148H253V150H254L255 147H252ZM260 148H261V147H260ZM260 148H259L258 150H260ZM263 148H264V147H263ZM1 149H2V148H1ZM15 149H16V148H14V154L17 153V152H15V151H17V149H16V150H15ZM38 149H39V148H38ZM47 149H48V148H47ZM82 149H84V147H82ZM174 149H177V148L174 147ZM226 149H227V150H226V154H225V155L227 156V154H228V153L230 154L231 151H228V150H229L228 147H226ZM239 149L236 150L238 153H240V152H239V151H240ZM261 149H262V148H261ZM12 150H13V149H12ZM12 150H10V151L8 150L9 153L12 154V155H11V154H8V158H10L9 155H11V156H13V158H10V159H11V160H10L11 162H13V161H15V160H16V161L19 160V161H18L19 163L15 161V163H16V167H15V165L13 166L12 163L10 164V161H8V158L6 159V157L4 158V156H3V158L1 157L2 155H4V152H5V151L3 152V151L0 150V152H1V154H2V155H0V159H1V160H0L1 162H0V163L2 164L3 168H5V167L7 166V171L10 172V174H8V175H7L8 172H7V173L4 172V173L6 174V175L4 174V176H5L6 179H4V176H2V175H1L2 177L0 176V182H1V178H3V179H2L3 183H4V180H9V179H11V180L14 182V181H15V180H14V179H15L14 177H16L18 180L21 179V178H20L21 174H23V176L25 175L24 173H21V172L23 171V170L21 171V167H22V166L24 167V165H26V164L29 163V162L31 163V161H30L29 159H32V157L35 156V154H34V155L32 154V150H31L30 152H31L32 157H31V155L29 154V157H28L29 159L27 158V159H28V160H27V159L25 158V159H26V160H25L26 164H25V162H24V160H23L24 158H22V156L24 157V156L26 155L25 152L20 153L22 159L17 158L18 155H19V154H18L17 156L15 155L17 159H15V160L12 161V159H14V157H15V156L13 155V151H12ZM27 150H26V151H27ZM56 150H57V149H56ZM61 150H62V149H61ZM186 150H187L186 148H185L184 150H182V153H183V151H186ZM210 150H212V151H210ZM8 151H7V153H8ZM11 151H12V152H11ZM43 151H44V150H43ZM53 151H54V150H53ZM79 151H80V150H79ZM83 151H84V150H83ZM83 151H82V152H83ZM176 151H177V150H176ZM189 151H190V150H189ZM222 151H223V150H221V153H219L220 155H222ZM227 151H228V153H227ZM242 151H243V149H241V152H242ZM33 152L35 153V150H33ZM49 152H50V151H49ZM62 152H63V150H62ZM65 152H66V151H65ZM74 152L77 153L78 151L75 150V151H73V153H74ZM243 152H245V151H243ZM5 153H6V152H5ZM26 153H28V151H27ZM36 153H37V152H36ZM46 153H47V151H46ZM53 153H54V152H53ZM67 153H68V152H67ZM73 153L71 152V154H70L71 157H72V155H75V156H76V154H73ZM260 153H262V152L260 151ZM22 154H23V155H22ZM49 154H50V153H49ZM86 154H87V153H86ZM86 154H85V157H84V154H83V155H82V158H87ZM188 154H189V153H188ZM188 154H187V155H188ZM232 154H236V152L234 151ZM240 154H242V153H240ZM47 155H48V154H47ZM61 155H62V154H61ZM66 155H67V154H66ZM68 155H69V154H68ZM207 155H206V156H207ZM220 155H219V156H220ZM237 155H238V154H237ZM5 156H6V155H5ZM27 156H28V154H27ZM27 156H25V157H27ZM53 156H54V155H53ZM78 156H80V153H79ZM78 156H76V157H78ZM188 156H189V155H188ZM195 156H196V155H195ZM219 156H218V157H219ZM229 156H230V155H229ZM235 156H236V155H235ZM263 156H264V155H263ZM30 157H31V158H30ZM48 157H49V156H48ZM61 157H62V156H61ZM211 157H212V156H211ZM227 157H228V156H227ZM34 158H36V157H34ZM34 158H33V159H34ZM78 158H79V157H78ZM213 158H214V157H213ZM233 158H234V157H233ZM239 158H242L241 155H240ZM243 158H244V157H243ZM44 159H45V158H44ZM80 159H81V157H80ZM218 159H219V158H218ZM245 159H246V158H245ZM258 159H259V158H258ZM20 160H21V161H20ZM38 160H39V159H38ZM46 160H48V159L46 158ZM62 160H64V158H63ZM84 160H85V159H84ZM219 160H220V159H219ZM226 160H227V158H226ZM234 160H235V159H234ZM259 160H260V159H259ZM261 160H262V159H261ZM28 161H29V162H28ZM32 161H34V160H32ZM35 161H36V160H35ZM35 161H34V163H33L34 166H32V167H34V168L36 167V166H35V165H36V164H35V163H36ZM55 161H57V160H55ZM58 161H60V160H58ZM58 161H57V162H58ZM64 161H68V160H64ZM64 161H62V162H64ZM80 161H82V160H80ZM80 161H79V162H80ZM238 161H239V160H238ZM23 162H24V163H23ZM37 162H38V161H37ZM47 162H48V161H47ZM50 162H51V161H50ZM57 162H56V163H57ZM60 162H61V161H60ZM60 162H59V163H60ZM87 162H88V161H87ZM212 162H213V161H212ZM219 162H220V161H219ZM219 162H218V163H219ZM233 162H235V161H233ZM233 162H232V164H233ZM248 162H249V161H248ZM259 162H260V161H259ZM17 163L20 164L18 167H17V165H18ZM45 163H46V162H45ZM48 163H49V162H48ZM54 163H55V162H54ZM88 163H89V162H88ZM222 163H223V162H221V164H222ZM235 163H236V162H235ZM262 163H263V162H262ZM23 164H24V165H23ZM31 164H32V163H31ZM33 164H32V165H33ZM37 164H38V163H37ZM49 164H50V163H49ZM57 164H58V163H57ZM64 164H65V163H64ZM70 164H71V163H70ZM196 164H198V163H196ZM212 164H213V163H212ZM225 164H226V163H225ZM21 165H22V166H21ZM68 165H69V164H67L66 170L69 168ZM90 165H91V164H90ZM259 165H260V164H259ZM262 165H264V164H262ZM28 166L31 167V165H28V164H27V167H28ZM38 166H39V165H38ZM44 166H45V164H44ZM44 166H43V167H44ZM51 166H53V165H51ZM54 166H55V165H54ZM59 166H62V169H63V164H62V165H59ZM81 166H82V165H81ZM85 166H87V164H86ZM200 166H201V164H200ZM202 166H203V165H202ZM202 166H201V167H202ZM222 166H224V165H222ZM233 166H234V165H233ZM241 166H242V165H241ZM241 166H240V167H241ZM243 166H245V165L243 164ZM23 167H22V169H23ZM27 167L25 166V167H24V170H25ZM30 167H29L28 169H30ZM39 167H42V165H40ZM45 167H46V166H45ZM64 167H65V166H64ZM91 167H92V166H91ZM236 167H237V166H236ZM247 167H248V166H247ZM259 167H260V166H259ZM19 168H20V169H19ZM34 168H31V169H34ZM49 168H50V167H49ZM71 168H72V166H71ZM73 168H74V167H73ZM212 168H213V167H212ZM260 168H261V167H260ZM31 169H30V170H31ZM38 169H39V171H40L41 168H38ZM38 169H37V167H36V168H35V171L38 170ZM54 169H55V167H54ZM69 169H70V168H69ZM75 169H76V168H75ZM209 169H210V168H209ZM217 169H218V168H217ZM240 169H241V168H240ZM248 169H250V167H249ZM4 170H5V169H4ZM44 170H45V168H44ZM63 170H64V169H63ZM66 170H65V172H66ZM72 170H73V169H72ZM78 170H79V169H78ZM81 170H82V169H81ZM88 170H89V169H88ZM88 170H87V171H88ZM211 170H212V169H211ZM218 170H219V169H218ZM218 170H217V171H218ZM232 170H236V169L233 168ZM237 170H238V169H237ZM241 170H243V169H241ZM245 170H247V169L245 168ZM18 171H20V172H18ZM42 171H43V170H42ZM46 171H47V170H46ZM46 171H45V172H46ZM50 171H51V170H50ZM68 171H69V170H68ZM73 171H74V170H73ZM73 171H72V172H73ZM82 171H83V170H82ZM82 171H81L80 173H78V174H79V176H78L79 179H80V174H81V175H85V174H82ZM89 171H90V170H89ZM26 172H27V171H26ZM26 172H25V173H26ZM30 172H31V171H30ZM36 172H37V171H36ZM47 172H48V171H47ZM62 172L64 173V171H62ZM70 172H71V171H70ZM70 172H68V173L66 172V173L69 174ZM84 172H85V170H84ZM221 172H222V171H221ZM234 172H235V171H234ZM236 172H237V171H236ZM243 172H244V171H243ZM20 173H21V174H20ZM27 173H28V172H27ZM37 173H38V172H37ZM40 173H41V171H40ZM48 173H49V172H48ZM50 173H51V172H50ZM57 173H58V172H57ZM60 173H61V172H60ZM63 173H62V174H63ZM85 173H86V172H85ZM202 173H203V172H202ZM212 173H215V172H212ZM222 173H224V172H222ZM232 173H233V172H232ZM239 173H241V171H240ZM244 173H245V172H244ZM244 173H242V174L244 175ZM2 174H3V173H2ZM34 174H35V173H34ZM34 174H33V175H34ZM41 174H42V173H41ZM78 174H77V175H78ZM86 174H87V173H86ZM209 174H211V173H209ZM218 174H219V173H218ZM230 174H231V173H230ZM236 174H237V173H236ZM246 174H247V173H246ZM31 175H32V174H31ZM46 175H47V174H46ZM49 175H50V174H49ZM51 175H53V173H51ZM70 175H71V174H70ZM73 175H74V173H73ZM73 175H71V176H73ZM75 175H76V173H75ZM77 175H76V177H77ZM212 175H213V174H212ZM214 175H215V174H214ZM233 175H235V174H233ZM37 176H38V175H37ZM62 176H63V175H62ZM67 176H68V175H67ZM71 176H70V177H71ZM219 176H220V174H219ZM240 176H241V174H240ZM7 177H10V178L7 179ZM21 177H22V176H21ZM29 177H30L29 175H28V176L26 175V178H29ZM38 177H39V176H38ZM47 177H48V176H47ZM54 177H55V176H54ZM89 177H90V174L88 175V178H87V179H89ZM213 177H214V176H213ZM213 177H212V178H213ZM231 177H232V176H231ZM246 177H247V176H246ZM22 178H23V177H22ZM32 178H33V177H32ZM39 178H40V177H39ZM68 178H69V177H67V179H68ZM85 178H86V176L84 177V179H85ZM210 178H211V176H210ZM210 178H209V179H210ZM212 178H211V179H212ZM247 178H248V177H247ZM17 179H16V181L13 183V187H14V189L17 188L16 186H18V190L21 188V190L24 191V194H26V192H27L26 190H28V189L31 188V187H30V184H28L29 186L27 185V187H28V189H27V187H25L26 184H27L26 181H25V180H24V181H21L22 179L18 181ZM23 179H25V178H23ZM42 179H44V178H42ZM58 179H59V177H58ZM65 179H66V178H65ZM67 179H66V180H67ZM70 179H71V178H70ZM84 179L82 178V179H80V181H81V180H84ZM214 179H216V178H214ZM242 179H244V178H242ZM242 179H241V180H242ZM253 179H254V178H253ZM253 179H252V180H253ZM27 180H28V179H27ZM29 180L31 181V179H29ZM40 180H41V178H40ZM48 180H49V178H48ZM206 180L208 181V178H207ZM17 181H18V182H17ZM35 181H36V180H35ZM43 181H44V180H43ZM43 181H42V182L38 181V182L43 183ZM56 181H57V180H56ZM63 181H64V179H63ZM67 181H68V180H67ZM67 181H66V182H67ZM69 181H70V180H69ZM87 181H89V180H87ZM226 181H227V180H226ZM246 181H247V180H246ZM8 182H10V181H8ZM20 182H22V183L24 182V184L21 185ZM28 182H29V181H28ZM31 182H32V181H31ZM38 182L35 183V184L37 185ZM51 182H54V181H51ZM213 182H214V180H213ZM15 183H16V184H15ZM17 183H19V185H18ZM25 183H26V184H25ZM44 183H45V181H44ZM44 183H43V184H44ZM73 183H74V182H73ZM80 183H81V182H80ZM209 183H210V182H209ZM219 183H220V181H219ZM223 183H224V182H223ZM228 183H229V182H228ZM242 183H243V182H242ZM5 184H7V183H5ZM8 184H9V183H8ZM8 184H7V185H8ZM14 184H15L16 186H14ZM32 184H33V183H32ZM35 184H34V186H35ZM47 184H48V182H47ZM65 184H66V183H65ZM210 184H211V183H210ZM210 184H209V186H210ZM221 184H222V182H221ZM0 185H2V184H0ZM23 185H24V186H23ZM48 185H49V184H48ZM53 185H54V184H53ZM68 185H69V184H68ZM75 185H76V184H75ZM84 185H86V184H84ZM89 185H90V184H89ZM199 185H200V184H199ZM213 185H214V184H213ZM219 185H220V184H219ZM228 185H230V184H228ZM235 185H236V184H235ZM241 185H242V184H241ZM243 185H245V184H243ZM250 185H251V184H250ZM10 186H12L11 183H10ZM22 186H23L24 188H26V189H23ZM31 186H33V185H31ZM41 186H42V185H41ZM50 186H51V185H50ZM56 186H57V185H56ZM66 186H67V185H66ZM66 186H64V187H66ZM217 186H218V185H217ZM231 186H232V185H231ZM238 186L240 187V185H238ZM245 186H246V185H245ZM247 186H249V185L247 184ZM253 186H254V184H253ZM1 187H2V188H1ZM1 187H0V189L2 190V189H3V186H1ZM7 187H8V186H6V189H7ZM19 187H20V188H19ZM29 187H30V188H29ZM38 187H40V186H38ZM53 187H54V186H53ZM77 187H78V186H77ZM232 187H233V186H232ZM250 187H251V186H250ZM9 188H11V187H9ZM210 188H213V187H210ZM216 188H218V187H216ZM216 188H214V190H213V189H212V190L210 189V190L214 192V191H216V190H215ZM222 188H223V187H222ZM246 188H247V187H246ZM252 188H253V187H252ZM4 189H5V188H4ZM14 189H13V190H14ZM38 189H39V188H38ZM40 189H41V188H40ZM42 189H43V188H42ZM196 189H198V188H196ZM200 189H201V188H200ZM237 189H238V188H237ZM244 189H245V187H244ZM249 189H250V188H249ZM30 190H31V189H30ZM34 190H37V187H36V189H34ZM75 190H77V189H75ZM75 190H74V192H75ZM186 190H187V189H186ZM226 190H227V189H226ZM252 190H253V189H252ZM5 191H6V190H5ZM16 191H17V190H16ZM25 191H26V192H25ZM31 191H33V189H32ZM41 191H42V190H41ZM201 191H202V190H201ZM220 191H221V189H220ZM245 191H246V190H245ZM254 191H255V190H254ZM28 192H29V191H28ZM49 192H50V191H49ZM72 192H73V191H72ZM185 192H186V191H185ZM196 192H197V191H196ZM217 192H218V190H217ZM217 192H216V194H217ZM228 192H229V191H228ZM0 193H1V195H2V193H4V192L0 191ZM13 193H14V191H13ZM15 193H16V192H15ZM35 193H37V192H35ZM69 193L71 194L70 191H69ZM27 194H28V193H27ZM30 194H31V193H30ZM73 194H74V193H73ZM183 194H185V193H183ZM199 194H201V192H200ZM203 194H204V193H202V195H203ZM222 194H224V193H222ZM222 194L220 193L219 195L222 196ZM251 194H252V193H251ZM1 195H0V196H1ZM14 195H15V194H14ZM32 195H33V194H32ZM34 195H35V194H34ZM38 195H39V194H38ZM202 195H199V196H202ZM247 195H248V194H247ZM249 195H250V194H249ZM24 196H25V195H24ZM27 196H28V195H27ZM36 196H37V195H36ZM36 196H35V198H36ZM42 196H44V195H42ZM48 196H50V195H48ZM73 196H74V195H73ZM204 196H205V195H204ZM15 197H16V196H15ZM15 197H14V198H15ZM25 197H26V196H25ZM31 197H32V196H31ZM33 197H34V196H33ZM55 197H56V196H55ZM70 197H71V196H70ZM223 197H225V196L223 195V196L221 197V201L224 200ZM239 197H240V196H239ZM241 197H242V196H241ZM241 197H240V198H241ZM21 198H22V197H21ZM21 198H20V199H21ZM29 198H30V197H29ZM40 198H41V197H40ZM59 198H60V197H59ZM73 198L75 199V197H73ZM200 198L203 199L204 197H200ZM200 198H199V199H200ZM205 198H206V197H205ZM219 198H220V197H219ZM233 198H235V197H233ZM236 198H237V197H236ZM242 198H243V197H242ZM242 198H241V200H242ZM249 198H250V197H249ZM20 199H19V202L21 201ZM32 199H34V198H32ZM32 199H31V201H34V200H32ZM49 199H51V198H49ZM49 199H48V200H49ZM53 199H54V198H53ZM77 199H78V198H77ZM237 199H239V198H237ZM17 200H18V199H17ZM23 200H26V199L23 198ZM27 200H28V199H27ZM36 200H37V199H36ZM45 200H46V199H45ZM54 200H55V199H54ZM219 200H220V199H219ZM229 200H231V199H229ZM229 200H228V201H229ZM232 200H233V199H232ZM241 200H240L239 202H241ZM15 201H16V200H15ZM55 201H56V200H55ZM59 201H61V200H59ZM72 201H73V199H72ZM75 201L77 202L76 199H75ZM75 201H73V202H75ZM221 201H220L219 203H221ZM235 201H236V200H235ZM235 201H234V202H235ZM252 201H254V200H252ZM22 202H23V201H22ZM22 202H20V203H22ZM24 202H25V201H24ZM43 202H44V201H43ZM56 202H57V201H56ZM61 202H62V201H61ZM61 202H60V203H61ZM70 202H71V201H70ZM192 202H193V201H192ZM206 202H207V201H206ZM226 202H227V200L225 201V203H226ZM230 202H231V201H230ZM232 202H233V201H232ZM0 203H1V202H0ZM17 203H18V201H17ZM17 203H16V206L18 205ZM27 203H28V201H27ZM39 203H40V202H39ZM39 203H38V204H39ZM41 203H42V202H41ZM47 203H49V201H48ZM47 203H45V204H47ZM198 203H199V201H198ZM216 203L218 204V202H216ZM242 203L244 204V202H242ZM246 203H247V202H246ZM252 203H253V202H252ZM24 204H26V203H24ZM31 204H32V203H31ZM35 204H37V203H35ZM54 204H55V203H54ZM230 204H231V203H230ZM232 204L234 205V203H232ZM232 204H231V205H232ZM240 204H241V203H240ZM240 204L237 203V205H240ZM243 204H242V206H243ZM13 205H15V203H14ZM47 205H48V204H47ZM57 205H58V202H57ZM79 205H80V204H79ZM79 205H76V206H79ZM235 205H236V203H235ZM254 205H255V204H254ZM2 206H3V205H2ZM29 206H30V205H29ZM37 206H39V205H37ZM40 206H44V207H45V205H43V204L40 205ZM60 206H61V205H60ZM73 206H74V205H73ZM73 206H72V207H73ZM216 206H217V205H216ZM248 206H249V205H248ZM251 206H252V205H251ZM18 207H19V206H18ZM20 207H21V206H20ZM30 207H31V206H30ZM33 207H34V206H33ZM53 207H54V206H53ZM56 207H57V206H56ZM217 207H218V206H217ZM239 207H240V206H239ZM243 207H244V206H243ZM243 207H241V208L243 209ZM22 208H24V207H22ZM46 208H48V206H47ZM46 208H45V212H48L49 209L46 210ZM62 208H63V207H61V211H63ZM74 208H75V209H73V210H79V209H77L76 207H74ZM81 208H82V209L85 208V210L87 209V208L84 207V206L81 207ZM170 208L173 209V206H171ZM208 208H210V206H209ZM231 208H232V207H231ZM236 208H237V210H238V207H236ZM245 208H246V205H245ZM247 208H248V207H247ZM13 209H14V208H13ZM17 209H18V208H15V211H18ZM26 209H27V208H26ZM41 209H42V208H41ZM59 209H60V208H59ZM175 209H176V208H175ZM203 209H204V208H203ZM218 209H219V208H218ZM220 209H221V208H220ZM239 209H240V208H239ZM28 210H29V209H28ZM31 210H32V209H31ZM57 210H58V209H57ZM80 210H81V209H80ZM87 210H88V209H87ZM176 210H177V209H176ZM198 210H199V209H198ZM215 210H216V212L218 213V216H219V215H220V214H219L220 211L218 212V211H217V208L214 207V208H213V211H215ZM221 210H222V209H221ZM240 210H241V209H240ZM247 210H248V209H247ZM250 210H251V209H250ZM254 210H255V209L253 208V211H254ZM13 211H14V210H13ZM13 211H10V212H13ZM19 211H20V209H19ZM42 211H43V210H41V211H39V212L36 211V212H37V213H40V212L42 213ZM58 211H59V210H58ZM58 211H57V212H58ZM82 211H84V210H81V212H82ZM172 211H174V210H172ZM209 211H210V210H209ZM243 211L246 212V210H243ZM256 211H258V210H256ZM20 212H21V211H20ZM23 212H26V211L23 210ZM27 212L31 213L32 211H31V212H30V211H27ZM51 212H54V211L51 210ZM65 212H66V211H65ZM65 212H63L62 214L60 213V214L63 215ZM81 212H79V213H81ZM169 212H171V210H169ZM227 212H228V211H227ZM240 212H241V211H240ZM245 212H243V213H245ZM248 212H249V211H248ZM43 213H44V212H43ZM49 213H50V212H49ZM72 213H73V212H72ZM72 213H71V211H70V215H72ZM75 213H77V212H75ZM75 213H74L73 215H75ZM84 213L86 214V216H88L87 212H84ZM84 213L82 212V214H84ZM172 213H173V212H172ZM172 213H171V214H172ZM174 213H175V211H174ZM196 213H197V212H196ZM210 213H211V211H210ZM230 213H231V212H230ZM230 213H229V214H230ZM233 213H234V211H233ZM7 214H8V213H7ZM18 214H19V213H18ZM24 214H25V213H24ZM33 214H34V213H33ZM46 214H47V213H46ZM55 214H56V213H55ZM55 214H54V215H55ZM85 214H84V216H85ZM171 214H170V215H171ZM214 214H215V212H214ZM226 214H227V213L225 212V215H226ZM229 214H228L227 216H229ZM235 214H236V212H235ZM235 214H234V215H235ZM241 214H242V213H241ZM245 214H247V213H245ZM10 215H13V216H14V214H11V213H10ZM20 215H21V214H20ZM34 215H35V214H34ZM34 215H33V216H34ZM49 215L51 216V214H49ZM57 215H58V214H57ZM61 215H60V216H61ZM66 215H67V214H66ZM80 215H81V214H79V215L76 214V216H80ZM232 215H233V214H232ZM236 215H237V214H236ZM243 215H244V214H243ZM13 216H12V217H13ZM18 216H19V215H18ZM29 216L32 217L31 215H29ZM37 216H38V214H37ZM42 216H43V215H42ZM46 216H47V215H46ZM68 216H69V215H68ZM86 216H85V217H86ZM214 216H217V215H214ZM238 216H240V215L238 214ZM244 216H246V215H244ZM9 217L11 218V216H9ZM9 217H6V218H8V219H6V220H9ZM24 217H26V216L24 215ZM27 217H28V216H27ZM27 217H26V218H27ZM51 217H53V216H51ZM54 217H55V216H54ZM61 217H62V219H64L63 216H61ZM80 217H83V215L80 216ZM85 217H84V218H85ZM223 217H224V216H223ZM233 217H234V216H233ZM240 217H241V216H240ZM13 218L15 219V216H14ZM13 218H12V219H13ZM21 218H22V217H21ZM26 218H24V219H26ZM34 218H35V217H34ZM44 218H45V217H44ZM44 218H42V219L44 220ZM66 218H68V217H66ZM72 218L75 219V218H77V217H73V216H72ZM86 218H88V217H86ZM215 218H217V217H215ZM226 218H228V217H226ZM237 218H238V217H237ZM2 219H3V217H1L0 220H2ZM14 219H13V220H14ZM19 219H20V218H19ZM32 219H33V217H32ZM32 219H31V220H32ZM40 219H41V218H39L38 220H40ZM47 219H48V218H46V221H47ZM49 219H50V218H49ZM51 219H53V218H51ZM69 219H70V218H69ZM78 219H79V218H78ZM224 219H225V218H224ZM235 219H236V218H235ZM235 219H234V220H235ZM10 220H11V219H10ZM16 220H18V219H15L14 222H16ZM27 220H28V219H26V221H27ZM31 220H28V222L31 221ZM33 220H35V219H33ZM36 220H37V219H36ZM36 220H35V221H36ZM53 220H54V219H53ZM64 220H66V219H64ZM75 220H76V219H75ZM75 220H74V222L76 223V221H78V220H76V221H75ZM79 220H81V218H80ZM83 220H84V219H83ZM83 220H81V221H83ZM49 221H50V220H49ZM86 221H88V220H85V222H86ZM235 221H237V220H235ZM18 222H19V220H18ZM28 222H27V223H28ZM32 222H33V221H32ZM47 222H48V221H47ZM55 222H56V220H55ZM58 222H59V221H58ZM78 222L80 223V221H78ZM78 222H77V223H78ZM3 223H5V222H3ZM12 223H13V222H12ZM16 223H17V222H16ZM34 223H35V222H34ZM34 223H33V226H34ZM81 223L85 224L84 222H81ZM81 223H80V224H81ZM87 223H88V222H87ZM87 223H86V225H87ZM0 224H1V223H0ZM29 224H30V223H29ZM36 224H38V226H39V223H36ZM40 224H41V222H40ZM42 224H43V223H42ZM42 224H41V225H42ZM56 224H57V222H56ZM60 224H61V223H60ZM63 224H65V222H63L62 225H63ZM67 224L69 225V221H68ZM223 224H224V223H223ZM223 224H222V225H223ZM13 225H15V224L13 223ZM13 225H12V226H13ZM54 225H55V224H54ZM54 225H53V226H54ZM73 225H75V224H73ZM73 225L70 224L69 226H73ZM228 225H229V224H228ZM2 226H3V225H1V228H2ZM16 226H17V225H16ZM36 226H37V225H36ZM47 226L49 227V225H47ZM50 226H51V225H50ZM56 226H57V225H56ZM65 226H66V224L64 225V227H65ZM78 226H79V224H78ZM20 227H22V226H20ZM40 227H41V226H40ZM54 227H55V226H54ZM64 227H63V228H64ZM75 227H76V226H75ZM79 227H80V226H79ZM84 227H85V225H84ZM219 227H220V226H218V229H219ZM228 227H229V226H228ZM228 227H227V228H228ZM231 227H232V226H231ZM15 228L17 229V227H15ZM26 228H27V227H26ZM57 228H58V226H57ZM66 228H68V227H66ZM66 228H65V230H66ZM76 228L78 229V227H76ZM81 228H83V227L81 226ZM22 229H23V228H22ZM28 229H29V228H28ZM33 229H35V228H33ZM37 229L40 230V229H42V228H40V229L37 228ZM37 229H35V231H36ZM44 229H45V228H44ZM51 229H56V227H55V228H51ZM70 229H72V228L70 227ZM83 229H84V228H83ZM83 229H82V230L78 229V230H80V232H81V231H85V230L88 229V227H87V229L85 228V230H83ZM220 229H221V228H220ZM24 230L26 231L27 229L24 228ZM31 230H32V229H31ZM49 230H50V227H49ZM49 230H48L46 233H48ZM56 230H57V229H56ZM58 230H60V229H58ZM62 230H63V229H62ZM65 230H64V231H65ZM74 230H75V228H74ZM32 231H33V230H32ZM32 231H31V232H32ZM43 231H45V230H43ZM43 231H41V232H43ZM51 231H53V230H51ZM71 231H72V230H71ZM76 231H77V230H76ZM222 231H223V230H222ZM222 231H221V232H222ZM37 232H38V231H37ZM39 232H40V231H39ZM39 232H38V234H40ZM53 232H54V231H53ZM62 232H63V231H62ZM62 232H61V233H62ZM74 232H75V231H74ZM74 232H73V233H74ZM16 233H18V232H16ZM32 233H33V232H32ZM56 233H57V231H56ZM58 233H59V232H58ZM61 233H60V234H61ZM68 233H69V232H66V237H67V235L70 234V233H69V234H68ZM21 234H22V233H21ZM23 234H24V233H23ZM35 234H37V233H35ZM38 234H37V235H38ZM48 234H49V233H48ZM74 234H75V233H74ZM76 234H77V233H76ZM83 234H84V232H83ZM14 235H16V234H14ZM31 235H32V234H31ZM56 235H57V234H56ZM80 235H81V234H80ZM80 235H78V238L80 237ZM23 236H24V235H23ZM38 236H39V235H38ZM45 236H46V235H45ZM49 236H50V235H49ZM59 236H60V235H57V238H58ZM72 236H73V235H72ZM230 236H232L231 233H230ZM27 237H30V236L26 234V238H27ZM42 237H43V236H42ZM60 237H62V235H61ZM81 237H83V236H81ZM24 238H25V237H24ZM30 238H31V237H30ZM46 238H48V237H46ZM55 238H56V237L54 236L53 239H55ZM62 238H63V237H62ZM233 238H234V237H233ZM17 239H18V238H17ZM48 239L50 240V237H49ZM19 240H20V237H19ZM25 240H26V239H25ZM33 240H34V239H33ZM79 240H80V238H79ZM227 240H230V239L228 238ZM60 241H62V240L60 239ZM76 241H77V238H76ZM231 241H233L232 237H231ZM70 242L72 243V241H70ZM229 242H230V241H229ZM229 242H228V243H229ZM235 242H236V240H235ZM53 243H55V242H53ZM56 243H57V242H56ZM58 243H59V241H58ZM60 243H61V242H60ZM63 243H64V241H63ZM66 243H68V242L66 241ZM66 243H65V244H66ZM68 245H69V243H68ZM73 245H74V244H73ZM228 245H230V244H228ZM232 245H233V243H232Z\"/></svg>", "mask_w": 264, "mask_h": 264}]
</instances>
